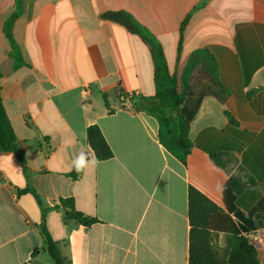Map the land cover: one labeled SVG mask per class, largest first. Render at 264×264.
Segmentation results:
<instances>
[{"label": "crops", "instance_id": "crops-1", "mask_svg": "<svg viewBox=\"0 0 264 264\" xmlns=\"http://www.w3.org/2000/svg\"><path fill=\"white\" fill-rule=\"evenodd\" d=\"M15 5L0 0V94L17 137L15 152L0 151V264H53L42 224L70 264H189L188 187L224 207L239 171L256 184L234 219L264 264V220L255 218L264 214V0H25L12 29L17 68L3 30ZM108 13L148 30L172 74L195 51L216 57L217 85L203 81L182 106L193 142L186 165L160 143L158 121L133 106L156 94L150 44ZM92 125L111 159H96ZM26 189L37 196L18 193ZM62 200L98 222L67 218Z\"/></svg>", "mask_w": 264, "mask_h": 264}, {"label": "trees", "instance_id": "trees-1", "mask_svg": "<svg viewBox=\"0 0 264 264\" xmlns=\"http://www.w3.org/2000/svg\"><path fill=\"white\" fill-rule=\"evenodd\" d=\"M24 1L16 0V9L3 29L11 45L10 56L16 68L22 66L24 62L22 51L13 38L12 29L14 22L23 13ZM190 17L191 14L181 25L178 46L179 61L181 60L183 32ZM105 18L126 26L128 30L150 44L155 62L156 94L153 97L132 98L133 106L137 111H143L158 121L160 143L183 165H186L187 158L193 148V142L190 138V122L183 115L182 106L185 99L196 92L192 90L191 80L197 67L204 64V61L210 64V67H204V69L218 80L220 70L216 57L208 49L195 51L181 63L180 71L172 74L169 71L162 45L132 16L126 13H108ZM104 99L109 108L106 95H104ZM16 140L17 137L7 118L0 94V151L15 152ZM87 140L98 161H106L113 157V152L97 125L88 127ZM211 158L217 166L226 169L227 159L224 154H211ZM80 176L81 172H78L74 178L78 179ZM255 184L252 177L241 176L240 172L238 175L230 176L223 188L224 207L218 206L197 188L188 187L189 264H262L259 251L244 235V229L234 219L235 215L240 216V196ZM29 191L37 196L33 190L29 189L18 193ZM61 203L71 209L67 218L77 221L84 227H91L98 222L97 219L86 217L77 212L72 200H62ZM255 218L264 220V214H258ZM41 227L44 250L52 259V263L70 264L61 254L58 243L51 237L45 224H42ZM220 235L225 236L223 253L219 252L217 246ZM37 252L38 250H35L33 255Z\"/></svg>", "mask_w": 264, "mask_h": 264}, {"label": "rangeland", "instance_id": "rangeland-1", "mask_svg": "<svg viewBox=\"0 0 264 264\" xmlns=\"http://www.w3.org/2000/svg\"><path fill=\"white\" fill-rule=\"evenodd\" d=\"M204 67L208 68V67H210V64L205 63V61H204V64H201L200 66L197 67V69H196V71L192 77L191 87H192V90H194V91H196L200 87L202 82L206 81V80H210L211 83H213L214 85H217L218 80L213 75L208 74V72L204 69ZM243 125H245V124H243ZM245 126H247V125H245ZM239 172H240L241 176L245 175L241 171H239ZM217 246H218L219 252L223 253L224 248H225V236L224 235H220L218 237Z\"/></svg>", "mask_w": 264, "mask_h": 264}, {"label": "built area", "instance_id": "built-area-1", "mask_svg": "<svg viewBox=\"0 0 264 264\" xmlns=\"http://www.w3.org/2000/svg\"><path fill=\"white\" fill-rule=\"evenodd\" d=\"M253 239H254L255 241H259V240H260V239L257 238V237H253Z\"/></svg>", "mask_w": 264, "mask_h": 264}]
</instances>
